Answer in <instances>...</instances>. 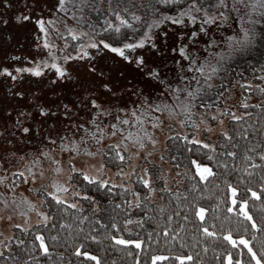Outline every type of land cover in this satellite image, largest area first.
Here are the masks:
<instances>
[{
    "label": "rangeland",
    "instance_id": "1",
    "mask_svg": "<svg viewBox=\"0 0 264 264\" xmlns=\"http://www.w3.org/2000/svg\"><path fill=\"white\" fill-rule=\"evenodd\" d=\"M81 2L64 0L61 8L60 0H0V251L15 228L25 229L45 220L41 215L48 216L45 196L55 191L54 185L66 189L58 193L62 198L83 195L78 183L71 181L75 173L82 176L78 170L126 188H131L136 178H147L153 194L161 185L169 188L174 174L179 175L187 166L179 167L168 156V137L181 134L213 146L222 136L230 135L228 122L242 114L241 107L259 102L256 93L264 96V63L259 61L264 57V24H256L255 43L225 61L208 87L204 85L207 77L196 69L211 52L226 47L224 42L230 35L238 33L240 22L235 11L227 10V22L217 20L203 33L199 28L202 14L195 11V24L187 17L177 24L166 15L155 16L150 23L162 18L164 22L150 31L146 28L141 36L148 33L149 41L142 47L125 50L126 56H132L129 60L104 47L100 36H86L79 7L91 9V4L81 6ZM227 2L231 5L232 0ZM250 9L251 4L249 8L240 6L241 13ZM98 14L94 9V17ZM251 15L258 21L262 12ZM38 20H43L44 28ZM73 31L86 35L74 37ZM192 32L197 36L192 37ZM140 37L134 35L128 42ZM212 39L216 45L210 44ZM93 43L98 47H92ZM81 45L90 55H84ZM182 46L188 55L179 51ZM138 56L144 57L143 64L137 62ZM53 63L66 69L63 75ZM37 67L39 75L27 71ZM4 68L9 71L5 73ZM153 71L157 75H150ZM198 83L203 91L188 115L179 108L172 115L153 108L150 111L158 122L149 116L141 128L139 122L131 123L134 118L130 112L121 111L135 107L142 114L143 97L150 104L163 101L175 107L172 95L176 87L192 90ZM186 95L181 92L182 98ZM118 117H127L130 124L119 123ZM127 131L141 135L147 131L156 143L145 138L140 147L129 140L125 148L121 141ZM117 144H121L119 151L125 159L115 168L106 158H117L118 150L109 149Z\"/></svg>",
    "mask_w": 264,
    "mask_h": 264
},
{
    "label": "trees",
    "instance_id": "2",
    "mask_svg": "<svg viewBox=\"0 0 264 264\" xmlns=\"http://www.w3.org/2000/svg\"><path fill=\"white\" fill-rule=\"evenodd\" d=\"M83 2L81 6L91 4V9L79 7L86 36H100L120 45L134 35L140 37L155 16L177 17L191 0ZM208 2L215 4L216 0ZM94 9L98 17H94ZM117 13L131 27L123 25ZM133 14L140 19H132ZM259 59L264 63V57ZM256 94L260 101L241 107L242 114L228 122L230 135L213 146L181 134L167 138L168 156L179 167L187 166L174 174L169 188L159 184L153 194L152 186L138 178L131 188L110 181L102 186L75 173L71 181L78 183L83 195L77 192L60 201L45 196L48 219L25 229L15 228L0 251V264H255L256 258L264 264V96ZM106 160L115 168L123 164L114 156ZM193 160L207 164L212 174L201 179ZM241 202H246L243 207ZM200 208L206 210L203 220L198 215ZM38 235L43 236L47 252ZM113 237L141 243L139 247L122 244ZM85 252L91 255H83ZM160 256L164 259L154 261Z\"/></svg>",
    "mask_w": 264,
    "mask_h": 264
},
{
    "label": "snow or ice",
    "instance_id": "3",
    "mask_svg": "<svg viewBox=\"0 0 264 264\" xmlns=\"http://www.w3.org/2000/svg\"><path fill=\"white\" fill-rule=\"evenodd\" d=\"M163 3H174L175 0H162ZM251 4V9L249 13H241L240 10V6H242L243 8H249V5ZM239 5V6H238ZM60 7L63 8L64 7V0H60ZM210 9H211V13L210 14ZM219 9H224L225 11H220ZM231 9V11H235L237 16L239 17V22H240V27L238 30V33H235L233 35H230L227 40L224 42L226 44V47L222 48L220 51H215V52H211L209 57L205 58L204 63L200 64L199 67L196 69L200 74L204 75L207 77V79L204 80V85H207L208 87H211L210 81L212 79V77L214 75H216L220 68L223 66V63L229 59H231L237 52L239 51H244L246 49H248L252 44L255 43V37L257 35V31H256V24H264V0H232L231 5H229V3L227 2V0H216L215 4H210L208 2V0H205L204 3H201L200 0H191V3L186 7V8H182L178 13H177V17H172V16H168L166 17V19L168 20H174L175 23L179 24V23H184V18L187 17L192 23H196L198 16L197 15H193V11H195L198 14H202L203 17V22L199 25L200 28V32H206L207 25L210 24H214L217 20L221 21V22H227L228 20V15H227V10ZM260 10L262 12V16L260 20H255L253 18V16L251 15V13H254L256 11ZM117 16L119 17L121 23L123 25H128L129 27H131L128 19H126L125 17L119 16V13H117ZM246 17H247V23H246ZM23 17H17V19H21ZM132 19L134 20H139L140 17L136 16L135 14H133ZM164 22V18H162L161 20H154L152 21V23L148 24L147 27L149 29V31L151 30V28L153 26H158L160 23ZM37 23H39L41 28H44V23L43 20H38ZM49 23H51V21H49ZM110 27H112V25H110ZM116 30L119 31V27H116ZM72 35L75 36H83L86 35L85 33H76L75 31L72 32ZM192 37H196L197 36V32H192L191 33ZM149 41V35L148 33H145L144 36H141L138 40H136L134 43H130V42H124L122 44H120L119 46H116L112 43H109L107 41H101L100 43L104 45V47L111 49L113 52L118 53L121 57H125L126 59L131 60L132 56L131 55H127L126 56V52L125 50L127 49H134L135 47L139 46H143L146 42ZM45 44L47 45V40L45 41ZM211 45H216L217 41L215 39H212L210 41ZM92 47H98V45L96 44H92ZM153 47H155V44L152 45ZM83 45H81V50L84 51V55H90L89 52L84 50ZM179 51L181 53H184L185 55H188L187 51H186V46H182L179 48ZM136 60L138 63L143 64L144 62V57L143 56H138L136 57ZM191 64L193 66L196 65V60L192 59ZM45 66H47V62H45ZM52 67L56 68L58 71L59 75H63L64 72L66 71V69H62L61 66L57 63H53ZM3 71L5 73H7L9 71V69L4 68ZM27 71L29 72H35L36 75H39L41 72V69L39 67L37 68H29L27 69ZM150 75H157V73L155 71H153L152 73H150ZM105 87H108V85H104ZM171 87V86H169ZM184 91L186 92V96L185 97H181V92ZM203 91V87L198 83L197 87L195 89L189 90V89H181L180 87H176V89L173 92L172 95V100L173 103L175 105V107L170 106L168 103L166 102H153V103H148V98L147 97H143V105L146 106H141L140 108V113L142 114H138L137 109L135 107L131 108V109H121L122 112H130L131 116L134 118L132 119L131 123L135 124L137 122L140 123L141 128H143V124L146 120L147 117L151 116L152 117V121H156L158 122L159 118L154 116L153 113L150 111L151 109L155 108L156 112H162L164 110H167L169 112L170 115L174 114L176 112V109L179 108L183 114L188 115L194 108L196 100H197V96ZM93 104H96V101L93 100L92 101ZM41 111H45L44 109H41ZM189 119H191V116H188ZM118 122L124 125H128L130 124V120L125 117L123 120H120L119 117L117 118ZM181 123H184L183 120L180 121ZM155 126V124L153 125ZM113 129H117V124H113L112 125ZM120 132H125L126 130L124 128H119L118 129ZM25 132L28 131L27 128L24 129ZM102 131V130H101ZM115 134V133H112ZM225 135H227V133H224ZM147 138L149 140H152V143L155 144L156 141L152 139V136L147 132L144 131L143 135L140 134V132H136L135 134L133 133V131H127V135L126 137H122V141L121 143L123 144V146L125 148H127L128 144L127 141L129 140H135L136 143H138L140 145V147H143V140ZM187 139V137H185ZM198 143H202V141H198ZM116 149L118 150L116 152L117 158L120 159L121 161H123L125 159V156L119 151V149L121 148V144H117L115 145ZM131 157H129L130 159ZM193 164L196 165V171L199 172L200 174V178L201 179H206L207 175L212 174V170L207 166V165H203L200 164L199 162L193 160L192 161ZM76 170V169H73ZM81 171V174L83 176V178L85 180L88 181H99L100 185H106L108 184V181L106 179H100V177L95 176V175H90L88 172H85L83 170H78ZM145 172H147V169L144 170ZM33 179H35V177H33ZM143 184L145 185H150L151 181L150 179L147 178H143L141 177ZM55 191L54 192H49L47 193L50 196H54L55 199L57 201H60L62 199V197L58 194L60 192L66 191V189L63 186H59V185H54ZM233 193H235L237 190L235 188L232 189ZM137 195H139L137 193ZM253 195H257V193L253 192ZM65 203H67V201H64ZM235 203V201H233ZM246 202H241V207H243V205ZM76 205L73 204V207H75ZM205 209L200 208L198 215L200 216V219L203 220L204 219V213H205ZM245 215H248L247 212L244 213ZM42 216H44V219L47 220L48 217L46 216V214L41 213ZM248 219H251V216L248 215ZM254 224V222H253ZM208 229L205 228V232H207ZM212 235H215V233H212ZM40 240V244L41 247L44 248V251L47 252L48 248L47 245L44 242V238L42 235H38L37 237ZM113 239H117L119 243L122 244H129V243H134L137 245V247L140 246V241H128V240H124L123 238H118V237H113ZM229 240H232L233 243H235V240H233L232 236L229 235L228 236ZM240 240L243 241L244 244H248V241L246 239H244L243 237H240ZM79 251V250H78ZM249 251H252L251 248H249ZM253 256L255 257V252L252 253ZM83 255L89 256L91 255L90 253H83ZM92 259H98L96 257H92ZM154 261L155 260H163L164 257L160 256V257H154L153 258ZM190 259V257L188 258ZM257 264H261V261L259 258H257Z\"/></svg>",
    "mask_w": 264,
    "mask_h": 264
}]
</instances>
